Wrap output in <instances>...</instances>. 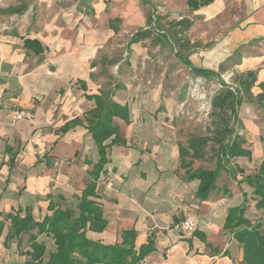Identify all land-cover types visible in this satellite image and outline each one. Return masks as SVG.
I'll list each match as a JSON object with an SVG mask.
<instances>
[{
	"label": "crops",
	"instance_id": "1",
	"mask_svg": "<svg viewBox=\"0 0 264 264\" xmlns=\"http://www.w3.org/2000/svg\"><path fill=\"white\" fill-rule=\"evenodd\" d=\"M165 1L171 9H189L187 0ZM20 2L0 0V91L4 92L0 98V219L5 222L0 264H23L28 259L23 254L28 248V234L21 235L20 245L17 239L5 244L8 213L20 208L22 215L28 211L41 221L52 213L50 203L62 207L78 204L91 181L89 172L99 159L97 144L84 119L95 107V99L86 95L111 86L92 82L96 41L89 40L84 46L83 29L77 26L79 18L56 16L47 21L26 14L30 7ZM142 2L153 4L152 0ZM23 4L26 8L20 13L5 11ZM198 10L203 14L202 36L219 41V69L227 68L232 60L235 73L254 70L257 80L252 92H262L264 48L258 44L264 43V0H213ZM153 13L161 15L150 11L143 28ZM62 18L68 26L57 25ZM25 39L37 40L42 50L27 48ZM81 81H85L86 90ZM119 85L114 99L129 106L130 121L116 118L121 142L108 147L109 161L96 184L94 200L107 224L102 231L89 230L87 236L115 244L122 241L124 232L133 230L137 250L152 240V250L139 264H247L242 245L225 224L229 209L243 205L245 195V217L252 223L264 220V209L252 198L254 187L245 180L264 160V101H244L239 107L240 121L235 123L251 156L231 158L226 164L230 171L222 169L216 188L201 198L197 195L200 180L190 179L181 164L178 129L160 123L174 119L170 103L164 102L167 112L162 115L152 112L162 103L160 98L152 100L144 95L134 101L129 95L118 97L116 92L128 86ZM16 110L24 111L25 116L16 119ZM75 118L80 122L66 128ZM189 168L213 170L216 162L193 160ZM184 219L196 223L195 231L175 228ZM39 241H45L47 250H54L53 239L43 234Z\"/></svg>",
	"mask_w": 264,
	"mask_h": 264
},
{
	"label": "trees",
	"instance_id": "2",
	"mask_svg": "<svg viewBox=\"0 0 264 264\" xmlns=\"http://www.w3.org/2000/svg\"><path fill=\"white\" fill-rule=\"evenodd\" d=\"M211 2L213 0H187V5L191 11H195ZM25 8L26 5L23 4L19 7H9L5 11L20 13ZM162 19L163 16L153 13L147 28L137 30L131 36L129 43L140 42L154 34V44H175L178 48L176 56L193 73L208 79L217 78L221 83V87L211 99L210 121L205 134L191 136L186 142H179L181 164L187 168L190 179L200 180L197 195L207 198L216 188L219 172L222 169L230 171L226 164L231 158L251 156L250 150L243 147L244 137L238 134L235 123L240 121L238 112L244 101H264V86L262 85V92L253 94L252 89L257 80L254 70L236 72L234 85H231L221 78V71L226 69L224 66L218 71L195 66L189 58V53L199 49L202 43L199 40L192 42L189 39L188 31L193 26L194 19L182 16L165 23ZM166 26L172 31V41ZM25 45L37 52L42 50L35 39H25ZM81 83L82 89L86 90L85 81ZM118 88L120 85L116 83L114 86L100 89L98 94L86 95L89 99H95V107L85 113L84 119L88 123V131L97 144L99 159L89 172L91 181L76 207H62L50 203L49 209L52 213L41 221L36 220L28 211L22 215L23 210L20 208L5 216V219L10 221L6 245L13 239H17L20 245L23 241L21 235L26 233L29 236L26 240L28 248L23 251L28 259L23 264H139L152 250V240L138 250L135 248L136 234L133 230L124 232L122 241L115 244H104L87 236L89 230L102 231L107 224L102 208L94 200L97 195L96 184L109 161L108 147L121 142L120 125L116 118L127 123L130 121L129 106L114 99ZM77 122H80V118L73 119L65 127L68 128ZM109 139L111 142L107 143ZM193 160L215 161L216 168L213 170L199 168L193 171L189 168ZM245 178L254 187L252 198L257 200L256 206L264 209V160L256 173L248 174ZM247 201L245 195L243 205L229 209L225 227L231 230L232 235L242 245L243 260L247 264H264V220L252 223L245 217ZM4 226L5 222L0 219V236ZM43 234L54 240V250H47L45 241H39V236ZM196 234L205 240L204 235Z\"/></svg>",
	"mask_w": 264,
	"mask_h": 264
},
{
	"label": "rangeland",
	"instance_id": "3",
	"mask_svg": "<svg viewBox=\"0 0 264 264\" xmlns=\"http://www.w3.org/2000/svg\"><path fill=\"white\" fill-rule=\"evenodd\" d=\"M20 1L30 7L26 14L41 16L48 19L47 21L56 16L79 18L77 26L83 29L84 46L89 40L96 41L91 62L96 63L95 67L91 66L93 83L111 86L115 83L127 84L125 89L116 92V96L129 95L134 101H139L144 95H148L152 100L160 98L162 103L159 108L152 109V112L156 111L161 115L162 112H167L164 102L170 103L169 111L174 115V119L160 120V123L163 126L176 127L182 142H186L191 136L205 134L210 121L211 99L221 87L220 81L193 73L176 56L178 48L175 44H154V34L140 42L129 43L131 36L145 26L146 17L152 10L165 15L163 22L188 16L197 22L188 31L189 39L202 43L199 49L190 53L191 59L198 66H210L218 71L219 41L212 36H202L204 27L201 10L193 12L185 7L175 11L167 7L165 0H152V5L143 3L142 0ZM68 24L65 18L57 23L62 27ZM165 28L172 41V31L168 26ZM258 47L264 48V43L258 44ZM88 48L84 50L88 51ZM227 63L225 71H221V78L227 84L234 85L237 68L231 67L232 60ZM260 70L261 67L258 71L261 72ZM219 184H222V181Z\"/></svg>",
	"mask_w": 264,
	"mask_h": 264
},
{
	"label": "built area",
	"instance_id": "4",
	"mask_svg": "<svg viewBox=\"0 0 264 264\" xmlns=\"http://www.w3.org/2000/svg\"><path fill=\"white\" fill-rule=\"evenodd\" d=\"M4 95L3 91H0V98H2ZM25 116L24 111L22 110H16L15 112V117L16 119H22ZM175 228L177 230H182L185 232H193L196 229V223L193 220L190 219H184L179 221L178 223L175 224Z\"/></svg>",
	"mask_w": 264,
	"mask_h": 264
}]
</instances>
